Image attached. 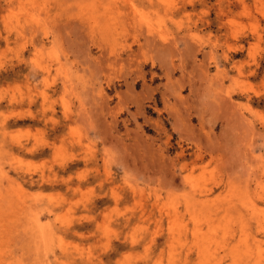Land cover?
I'll list each match as a JSON object with an SVG mask.
<instances>
[{"label": "rangeland", "instance_id": "374dc122", "mask_svg": "<svg viewBox=\"0 0 264 264\" xmlns=\"http://www.w3.org/2000/svg\"><path fill=\"white\" fill-rule=\"evenodd\" d=\"M0 264H264V0H0Z\"/></svg>", "mask_w": 264, "mask_h": 264}]
</instances>
